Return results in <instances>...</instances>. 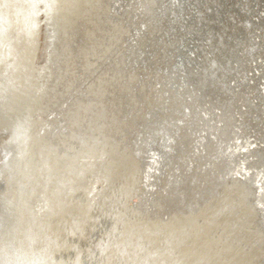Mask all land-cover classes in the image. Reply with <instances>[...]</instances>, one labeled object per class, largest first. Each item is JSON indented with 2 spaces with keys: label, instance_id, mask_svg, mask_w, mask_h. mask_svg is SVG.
I'll list each match as a JSON object with an SVG mask.
<instances>
[{
  "label": "water",
  "instance_id": "1",
  "mask_svg": "<svg viewBox=\"0 0 264 264\" xmlns=\"http://www.w3.org/2000/svg\"><path fill=\"white\" fill-rule=\"evenodd\" d=\"M0 264H264V0H0Z\"/></svg>",
  "mask_w": 264,
  "mask_h": 264
}]
</instances>
